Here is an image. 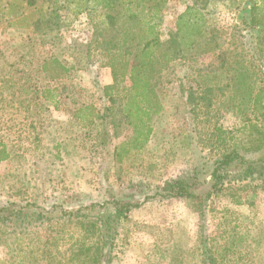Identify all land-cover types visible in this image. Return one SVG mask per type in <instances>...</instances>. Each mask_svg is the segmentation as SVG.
<instances>
[{
    "label": "rangeland",
    "instance_id": "rangeland-1",
    "mask_svg": "<svg viewBox=\"0 0 264 264\" xmlns=\"http://www.w3.org/2000/svg\"><path fill=\"white\" fill-rule=\"evenodd\" d=\"M255 1L167 0L163 37L188 6L205 18L203 37L159 77L163 109L141 148L124 102L103 95L102 69L112 71L92 42L98 15L63 9L30 28L0 22V141L12 154L0 161V264H264V153L243 152L254 146L249 111L230 103L235 69L241 96L264 84V32L248 25ZM55 57L69 70L53 80L42 64ZM251 118L264 128V113ZM233 149L246 162L222 169L221 189L206 196L216 161ZM249 166L252 177L229 182ZM181 176L194 195H157ZM114 202L140 206L115 225ZM29 205L51 219L20 223Z\"/></svg>",
    "mask_w": 264,
    "mask_h": 264
},
{
    "label": "trees",
    "instance_id": "trees-1",
    "mask_svg": "<svg viewBox=\"0 0 264 264\" xmlns=\"http://www.w3.org/2000/svg\"><path fill=\"white\" fill-rule=\"evenodd\" d=\"M166 2L167 0H0V22H5L6 27L30 28L46 21L49 16L58 17L63 9L98 15L100 21L94 24L92 42H96V47L105 54L106 65L111 68L114 80L112 84L103 86V95L111 102L116 101V98L124 102L122 112L134 131L130 142L134 148H141L153 131L152 117L163 109L162 98L157 88L159 77L180 53L198 48V38L200 35L203 37L202 27L205 18L202 14L195 13L194 6H188L178 17L176 29L171 30L167 38L163 37L161 28ZM248 25L262 28L264 32V0L253 3ZM205 41L210 43L209 40ZM42 70L47 72L51 79L56 80L63 77L69 68L55 57L46 58ZM241 76L238 69L231 75L234 95L230 103L231 108L237 110L242 104L246 105L244 111H249L246 123H249L250 136L253 137L251 143L254 145L248 148L243 146L242 150L244 153H264V128H259L251 118V114L264 113V84L258 87L257 91L241 96L238 89ZM52 91L51 88H45L42 96L45 99L51 98L54 96ZM82 109L83 106L79 111ZM221 134L222 130L219 129V137ZM240 153V150L233 149L216 161V166L210 174L214 181L206 196H211L213 192L221 189L226 177V174L221 173L222 169L236 160L239 163L246 162ZM9 157L8 147L0 141V161ZM251 172L252 167L249 166L242 174L229 178V182L235 179L247 180L252 177ZM194 187V181L181 176L166 182L157 191V195L167 199L187 198L195 194ZM106 202L113 203L108 200ZM29 206L31 207L28 208ZM29 206L24 212L21 211L23 217L20 216L21 212L18 213L20 223L30 224L33 221L51 219L50 215L35 212L34 206ZM114 206L117 215L114 219L116 225L119 216L140 204L127 202L118 206L114 202ZM68 214L76 216V213ZM12 216L13 213L8 218ZM109 218L112 216L106 220H112ZM110 227L106 225L107 229Z\"/></svg>",
    "mask_w": 264,
    "mask_h": 264
},
{
    "label": "crops",
    "instance_id": "crops-1",
    "mask_svg": "<svg viewBox=\"0 0 264 264\" xmlns=\"http://www.w3.org/2000/svg\"><path fill=\"white\" fill-rule=\"evenodd\" d=\"M105 68L107 69V67H103L102 70H103L104 73L106 74V76H105L106 79H107V80H106V84H105V86H106V85H110V84H112V83L114 82V80H113V76H111L112 78H111L110 76H109V78H108L109 72L107 71L108 69L106 70ZM107 74H108V75H107ZM153 117H154V116H153ZM153 117H152V118H153ZM152 127H153V126H152ZM153 131H154V128H153ZM153 131H152V133H151V135H150V137L148 138L147 141L151 140V136H152V134H153ZM132 132L134 133V131H132ZM133 133H132V135H133ZM11 157H12V154L10 153V157H9L8 159L2 160V161H3V162H6V161H8L9 159H11Z\"/></svg>",
    "mask_w": 264,
    "mask_h": 264
}]
</instances>
